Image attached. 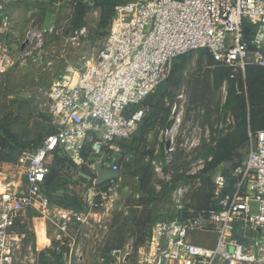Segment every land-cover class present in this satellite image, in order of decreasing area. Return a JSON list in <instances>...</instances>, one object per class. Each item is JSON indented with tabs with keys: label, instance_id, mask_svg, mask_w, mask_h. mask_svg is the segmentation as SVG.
<instances>
[{
	"label": "built area",
	"instance_id": "obj_1",
	"mask_svg": "<svg viewBox=\"0 0 264 264\" xmlns=\"http://www.w3.org/2000/svg\"><path fill=\"white\" fill-rule=\"evenodd\" d=\"M10 1L0 0V33L15 35L18 29L5 14ZM82 3L100 12L95 0ZM89 35L85 24L33 20L20 43V58L42 67L50 40L78 51ZM197 51L243 73L249 66L264 68V0H127L114 7L97 55L41 90L40 106L54 132L23 154L21 178L0 180V264L19 263L15 227L23 214L42 217L46 235L49 223L57 228L55 241L65 245L67 240L69 264L83 259V229L94 208H109L107 192L93 194L88 213L50 211L49 161L61 156L84 169L95 191L115 183L118 178L97 186L95 166L121 172L119 143L137 133L151 111L146 101L169 77L175 60ZM8 58L0 52V72L10 64ZM173 113L175 133L162 132L171 141L182 123L177 104ZM234 125L229 117L225 132ZM225 169L210 174L207 207L194 205L186 189L175 190L171 217L154 223L143 245L113 252L120 254L115 264H264V130L250 135L242 163L228 173Z\"/></svg>",
	"mask_w": 264,
	"mask_h": 264
},
{
	"label": "rangeland",
	"instance_id": "obj_2",
	"mask_svg": "<svg viewBox=\"0 0 264 264\" xmlns=\"http://www.w3.org/2000/svg\"><path fill=\"white\" fill-rule=\"evenodd\" d=\"M109 1L115 7L127 0ZM111 5L96 14L86 10L82 0H11L7 4L6 17L14 24L13 30L17 28L18 32L15 35L8 31L0 33V52L5 53L10 62L6 70L0 72V142L4 146L0 180L10 179L12 175L21 178L23 154L37 148L54 132L50 116L40 106L41 90L51 86L50 78L53 82L67 70L76 73L87 60L97 55L114 14ZM67 17L71 18L70 25L88 26L89 40L83 49L68 50L61 41L50 40L48 44L55 43L56 47L48 56L63 51L65 57H61L63 61L56 70L45 74L35 63L20 58V43L31 21L42 23L51 19L52 24H59ZM210 59L205 52L197 51L185 60L174 62L172 70L175 73L171 81L162 83L151 97L153 112L134 137L119 146L123 162L115 183L95 191L84 177L87 171H82L85 174L81 175L70 170V164L61 157L49 161L46 195L50 211L88 213L95 194L105 191L108 195L109 208L99 206L91 210L90 223L83 229L86 233L82 237L83 259H70V264H115L120 254L112 255L118 250L109 249L117 242L113 238L119 237L116 230L125 224L126 244L121 250L126 252L128 245L135 246L138 241V236L133 233L134 221L127 222V218L133 220L143 212H150L152 223L169 219L175 190L186 189L194 205L207 207L211 171L203 173L202 170L211 159L212 139L226 133L225 124L232 117L225 108L228 84L214 88L212 70L207 66ZM176 104L178 109L181 108L182 123L171 141L162 132L170 118L177 115L173 113ZM247 151L246 146L239 152L245 157ZM229 165L226 163L220 169ZM142 184H148L153 195H144ZM143 200H148L149 204L141 206ZM21 219L22 224L15 227L18 264H69L67 240L65 245L55 241L57 228L53 224L47 226L46 240L42 217L23 214ZM150 230L151 225H148L144 235L147 236ZM203 238L212 239L211 236ZM108 240L112 243L110 246ZM59 246L60 251L57 250ZM131 263L136 264L135 261Z\"/></svg>",
	"mask_w": 264,
	"mask_h": 264
},
{
	"label": "trees",
	"instance_id": "obj_3",
	"mask_svg": "<svg viewBox=\"0 0 264 264\" xmlns=\"http://www.w3.org/2000/svg\"><path fill=\"white\" fill-rule=\"evenodd\" d=\"M95 2H96V7L100 9V11L103 9L105 11L106 8H108L111 5L109 0H98V1L95 0ZM111 7L113 8L114 6L111 5ZM189 55L181 56L177 58L175 62L177 60L178 61L185 60ZM210 58L211 59L209 60L207 66L212 70L214 88L220 89L223 86V84H228L225 108L227 112L232 114V117L235 119L236 125H234V127L227 133L212 139V143H214V147L211 150V159L205 165L202 172L203 173H207L209 171L212 172L218 170L224 164L229 163L230 164L229 167H227V169L224 170L225 173H228L230 169L238 167L245 158L244 155L239 151L246 146L248 147L250 141V135L255 134L258 131L264 130V68L257 66H249L246 68L245 73H243L241 70H234L232 68L226 67L222 64L215 62L211 56ZM174 73L175 71L173 69L165 82H170L171 77H173ZM151 97L146 101V104L151 108V111L146 116L145 120L153 112V107L150 105ZM157 108L158 106H155V109ZM0 141H2V138L0 139ZM123 142L124 141L120 142L119 146ZM3 148L4 146H2L0 142V162L2 156L4 155ZM57 157H61V156H56L55 158ZM61 158H62L61 160L67 162L65 158L63 157ZM70 170L84 173L82 172L84 171V169H78L71 164H70ZM47 179L45 185V193H46ZM141 187H142L141 192L144 193V195H150V196L153 195L149 189L148 184H144V185L142 184ZM143 201L144 203H142L141 206L143 205L147 206L149 204L148 200H143ZM139 216L140 217L138 218L137 217L133 218V220L129 219V217L127 218V222L134 221L133 227L135 230L133 231V233L138 236V241L135 244V248H138L139 246L145 243L148 235L145 236L144 232L148 225H151V230L149 234L151 235L152 233L151 231H152L153 223H152L151 213L143 212V214H139ZM124 227L125 224L123 228ZM123 228H119L118 230H116V235H119L118 239H116L117 237L113 238L115 239L114 242L117 241L116 244L113 243V246H110V244L112 243L111 242L109 243L110 240H108L109 246L111 247L109 251L121 250L126 244L125 243L126 231H123ZM120 234H122V236H120Z\"/></svg>",
	"mask_w": 264,
	"mask_h": 264
},
{
	"label": "crops",
	"instance_id": "obj_4",
	"mask_svg": "<svg viewBox=\"0 0 264 264\" xmlns=\"http://www.w3.org/2000/svg\"><path fill=\"white\" fill-rule=\"evenodd\" d=\"M42 1V0H41ZM70 17H67L66 19H64V21L62 22V23H64V22H66V21H68V22H70ZM42 23L41 24H45L46 23V25H48V24H52V20L50 19V21L49 22H43V21H41ZM55 24V23H54ZM59 24H61V23H59ZM56 42V41H55ZM58 43V42H57ZM60 43V42H59ZM49 46V49L46 51V55L44 56V60H43V65H42V67L40 68V69H42V73H46V72H48V71H54V70H56V68H58L59 67V65H60V63H61V61H63L62 60V58L61 57H65L64 56V52L62 51L59 55H56V56H54V55H52L53 57H55V59L53 58V57H50V56H48V53H50V52H52L53 50H54V48L56 47V45H55V43H53V44H50V45H48ZM69 59H68V61H67V63H69V65H70V57H68ZM66 60H67V57L65 58ZM48 64H51L50 66H48ZM66 64V63H65ZM64 64V66L66 67V65ZM64 67V68H65ZM68 69V68H67ZM64 70V69H63ZM62 70V71H63ZM68 71V70H67ZM63 73H65V71H63V72H61V74L60 75H58V77H56V78H54V80L55 79H58V78H61L62 76H64V74ZM45 76H47V75H44V77ZM50 81H49V83H52V79L50 78L49 79ZM69 164V163H68ZM80 174L82 175V173L80 172ZM88 182H90V180H88V179H86ZM154 224V223H153ZM152 227H153V225H152ZM150 234H148V236H149ZM45 236H46V239H47V235L45 234Z\"/></svg>",
	"mask_w": 264,
	"mask_h": 264
},
{
	"label": "water",
	"instance_id": "obj_5",
	"mask_svg": "<svg viewBox=\"0 0 264 264\" xmlns=\"http://www.w3.org/2000/svg\"><path fill=\"white\" fill-rule=\"evenodd\" d=\"M250 28L246 27V33L248 34L250 32ZM175 121L173 119H170L166 125V128L170 131L172 130V127L174 126ZM97 171V178H96V185L100 186L104 184L107 181H110L111 179L118 178V173L111 171L110 169L104 168L102 164H97L95 166ZM85 178L90 180L91 178L88 175H84Z\"/></svg>",
	"mask_w": 264,
	"mask_h": 264
},
{
	"label": "bare ground",
	"instance_id": "obj_6",
	"mask_svg": "<svg viewBox=\"0 0 264 264\" xmlns=\"http://www.w3.org/2000/svg\"><path fill=\"white\" fill-rule=\"evenodd\" d=\"M175 131H176V127H174V129L172 130V134H174L175 133ZM1 189V188H0ZM44 232H45V230H44ZM45 239H46V236H45ZM47 240V239H46Z\"/></svg>",
	"mask_w": 264,
	"mask_h": 264
}]
</instances>
